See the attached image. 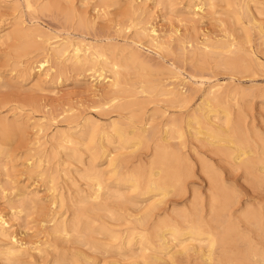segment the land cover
Here are the masks:
<instances>
[{
    "label": "rangeland",
    "instance_id": "374dc122",
    "mask_svg": "<svg viewBox=\"0 0 264 264\" xmlns=\"http://www.w3.org/2000/svg\"><path fill=\"white\" fill-rule=\"evenodd\" d=\"M218 1L219 0H216L217 5L214 6L215 8L211 7L208 8V10L206 9V12L204 13V17H203L204 19L196 18V17L194 19L193 15L191 14H193L194 10H196L195 5H197L198 2L197 0L196 2L195 0H167V1L166 0H0V37H3L0 40V121H1L0 122V162H1L0 219L2 217L5 221L7 220L6 222L9 225L6 224L5 226L7 227L6 231L7 233L11 232L10 234L12 235L14 234L17 240L29 243L30 246L32 245V242H34L33 245L35 246L37 245L40 247L42 245L40 247L42 249L41 253L36 250L28 251L27 258L26 256L24 257V259L21 257L20 263H15V264H38V263L63 264V262L65 264L67 263L77 264L76 262H79V264H84V263L86 264L84 257H82L81 255L85 257L87 255L90 257L92 256L91 257L92 259L95 258L93 261L94 264L95 262L96 264H107V263L128 264L129 261L130 263L141 262L142 256L141 259L138 258L136 260L134 256H130L131 259L129 260V256L127 254L129 252V254L131 255L133 251L139 250L136 244L137 242L136 239L140 240V237L137 236L143 234L145 238L154 239V237L151 238L149 235L151 233V236H154V234L152 235V231L155 232L154 227L157 224L156 222H158L159 218L161 217L167 220L170 218V220L177 221V219L179 218L178 216L176 218L178 211L184 212L186 210L185 213H188L189 211L192 212L193 210L192 213L189 212V214H193L197 212L195 210H199L200 213L202 210L203 219L205 221H209L211 216H209L208 214L209 212L207 211L209 210V206H210L208 204L211 203V197H212L211 195H213V193L216 192L215 190H217V188L223 191L224 190L222 188L223 186L225 187L224 194L229 195V200L234 195L235 196L238 195V200H239L238 203L237 198L236 200H234L235 196L231 198L230 200L231 204L229 208L230 209L229 214L231 216L229 217V219L233 220V218L236 219L239 216L238 218L240 219V225H241V222L244 220L242 216V212L244 210L242 211V209H245L250 204L253 208L259 207L260 210L261 211L263 210L262 212L264 213V186L262 187L261 185H256L254 182H252L253 181L252 178L250 177L247 178L243 169H241V171L237 170L236 165L233 164L234 158L230 159L231 157L230 155L233 154L229 155L228 153L229 148H231V145H233L229 143L230 142L232 143L231 139H233L235 136V132L233 131L235 129L234 126H236L237 123H239L240 125L241 132H243L242 137H246V135L249 136L250 134V136L252 135V137L250 136L246 137V140L250 141L251 139L250 142L258 147L264 145L263 142L264 141L263 33L259 30V27L257 26L258 23L254 24L253 22H248L249 20L243 14L244 13L243 9L245 8L243 4L244 1L232 0L231 4H227L221 0H220L221 2ZM236 1H238L239 3ZM218 4H221V6ZM253 5L254 4H252L254 11V9L256 8L255 5L254 6ZM71 8L75 10L72 12ZM254 13H256L259 19L262 18L263 20L264 15L260 16V11L255 10ZM71 15H73L74 17ZM234 15L236 17L238 16L241 17V19L244 21V24L239 25V23L237 22L234 23L235 22L233 18L235 17ZM221 20L223 22H221ZM140 21L143 22V24H139V23L137 24V22ZM230 22H232L231 23L232 25L230 24ZM131 23L132 25H130ZM134 23L135 25H133ZM136 24L138 27L145 24L151 29L153 28L157 29L156 32L158 35L162 37V40L166 41L167 43H170V45L172 46L170 48L171 50L170 49L160 50L150 45L149 42L147 43V40H145L144 38L134 37L135 31L140 28V27L139 28L136 27ZM131 26H133V28ZM233 26L234 29L237 30H234ZM241 26L243 27L240 28ZM121 28H127V29L122 30ZM18 32L19 33L28 32L29 35L32 33L34 35V33L37 32L36 35H34V37L33 36L31 38L29 37V45L31 44V46H28L27 47L28 49L25 47V45L23 46V44L20 43L19 41L20 34ZM52 35H58L60 36L59 37L60 39L71 37L72 39L79 40L80 38L82 39L84 38L85 40L87 39L86 40L87 42L110 41V43H112L111 46L114 45L116 46L117 44V46L120 47L119 49H123V47L124 48L126 47V51L124 52V54L128 53L129 49L131 50V48H128L130 47L128 45H131L135 48L137 47V49L140 52L139 53L140 58L141 59L144 58L145 60L144 59L143 60L146 62L145 64L149 67L148 70L145 69L142 71V70L132 69L134 71V72L131 71L132 73L130 72V70L128 72L126 70L127 73L125 71L122 72L123 73L125 72L124 80L127 81L131 79L135 83V87H141V85H144L145 83L143 84L142 81L140 82V80L142 79L146 80L147 78L148 82L147 84L144 85V87H148L147 88L148 91L143 94L144 96L142 94L140 96V97H146L148 99L147 101H149V103L145 104L146 105L144 106L145 109H143L145 111L146 119L148 118L150 113L152 114V111L155 109V107H160L168 111L167 114L163 116V118L160 115H157V117H155L156 119H154L153 124L156 125L158 123L167 121L166 117H168L169 114L172 113H174L173 116L176 119L177 118L180 119L181 116L179 115L181 112H183V118H184L183 126L186 134L185 139H187L185 143L186 142L187 143L185 145V149H183L184 152L182 156L183 158H181V160H179L178 163L176 162L173 164L175 165L174 167L179 170L178 172V170L176 171L175 169V171L178 172L177 174L182 172L180 174L181 178L179 177V175L178 178H180V181L181 179L183 181L182 182L180 181L178 182V180L174 181L176 183L173 182L172 185L178 184L175 185L174 188L171 184H169V186L170 185L172 186L169 187L170 189L168 188V191L170 190V192H168L166 189L168 186L166 185L167 187L165 188L164 185L163 186L164 189L162 188L163 192L160 189L156 191V193L150 194V196L149 195L143 196L140 194L143 192L142 190H144L145 188L144 186L141 187L142 185H140L139 188L141 189H138V187L136 188V186L134 185L135 184L134 182L132 183L128 182L126 184L122 181L123 176H125L123 174L125 170H128V172L130 170L129 172L130 174L133 173L138 174V172H140L139 176H141V174L142 176L143 174L144 176L145 175L148 176L151 172L157 171V169L153 168L152 166V164L155 162L152 161L153 159L152 146L155 145L154 141H157L159 139V136L157 134L158 136V137L156 136L158 138L157 140L155 138L151 140L149 144H147L149 141L148 142L146 140L144 141L146 142L145 144L147 145V148L142 147V146H146L144 142L140 144L141 146L140 145L135 146V143L138 142V140H132L134 143L131 142V145L130 144L128 145L129 148L125 153L128 154V156L130 154V157L127 156L128 169L126 168L125 170L120 169L122 170V173L120 170H118L119 178L116 175H114V173L112 172L113 167L110 166L109 163H107V161L105 160V157H103L100 154L98 150L99 148H96L98 154L97 158L98 157L100 158L95 159L94 162L96 163H94V165L95 168L96 167L99 169L101 168L100 171L103 169V174L105 173V176L103 175L104 178L103 180L104 181L106 180L105 185H103L104 187L106 186L104 189L108 190L109 189L108 187L110 186L111 189L114 190L115 192L119 191L122 194L125 193V196L127 198L124 195H122L123 197L117 196L116 198V195L111 193L113 195L111 196L109 193L107 194V192L105 194L106 190H103L104 195L102 196V201L100 199L94 200L92 198H90L91 199L90 200L88 199L89 197L87 198L88 200L86 202L80 201L82 199L81 197H84V195L85 196L91 195V193H93L92 191H90L92 190L91 187L93 188L95 187L92 182L82 177V176H86L85 175V173L87 172L85 170L86 166L89 168L87 162L88 160H86L88 159L87 158L88 155H86L87 152L86 153L83 152L85 155V156L83 155V157L84 159L86 158L85 160H83V163L78 162L77 164V162L76 161L73 162L72 159L71 161L73 163H71V161L69 162L70 159L68 158H67L68 161H66L67 159L64 153H60L57 149L56 151L52 150L55 147L54 143L59 140L58 138L61 137L62 133L74 135V133L79 130V127L77 126L79 124L83 125L85 123L84 121L88 119L91 120V122L89 123L92 124L93 122H96L108 126L109 124L112 123L113 120L124 124L125 121L127 122L129 121L128 113L130 111L128 113L122 112L121 114H119L116 111H113L109 114L101 111V104H103L105 100H103L104 98H100L99 96H97L98 95L97 88L103 89L104 86L102 87L101 85L97 84L96 82L97 80H95L94 77H91L92 74L91 72H85L86 74L85 73L80 74L78 73V71L72 70V66L68 67L67 69V66L70 65V62L69 64L68 62H66V64H68L66 65V67L62 66L66 70L61 67L65 72L63 73L62 77L59 78L58 73L60 72V70L58 71V69H61L59 67L61 66V63L58 62L56 56L52 54L54 52L50 50L51 45L49 44L50 41H53V40H49ZM4 36H6V38ZM230 37H231V41L234 38H236L234 42H236V40L239 42L238 43L239 46L242 48L244 52H246L245 54L246 58L249 57L250 55L251 58L253 56L260 62L258 63L261 65L258 66V63L253 64L254 61H251L252 59L250 57L247 58V60L249 59L248 64L251 63L250 64L251 66L249 65V68L251 67V69L254 70L252 71L251 69H249L251 71V74L249 71H248L249 73L235 72V71L232 72L233 70L231 71V69L225 64H222L220 62H219L220 64H218V62L214 59V57H213L214 59L213 61L211 56L214 55H210V57L205 61V65H203L204 62L201 61L200 56L197 54L200 53L199 52L200 50L197 47L199 46L200 49L201 48L205 49L204 44L208 45L209 43V47L211 46L214 52L215 51L214 50L215 48H213L214 45H216L219 41H221V39L228 41ZM174 38L176 39V41L174 40ZM182 38L184 40L185 50L183 51L181 49V51H183L181 53L179 51L180 50L179 47L181 48L180 43ZM242 40L243 41L245 40L246 43L245 41L243 43ZM30 41L34 44H32ZM247 43H249V45ZM195 44L197 45V47ZM20 45L22 47H20ZM186 46L188 49H186ZM193 51L194 53H192ZM45 56H48L51 63L53 61L57 62V65L56 63H52L54 68H56V72L52 73V75L50 74L51 76L45 75V72L42 73V76L43 75L44 76L38 77L40 82H37L39 81L37 76L40 73L38 72L39 67L37 66L36 61L44 58ZM200 61L203 63H201ZM31 65L32 67L34 66L33 69H29V66ZM202 65L204 66V68ZM106 74H108V72ZM139 74L143 75L145 78H142L143 76H138ZM131 75L133 77H131ZM146 75H151V76L146 77ZM149 77L150 79L148 80ZM160 79L164 81L163 83H166L167 85L170 84L169 86L172 87L182 88L184 86L185 89L188 91L187 106H184V108L180 107L179 109V107L176 106L177 104L175 103L170 104L172 107L170 105H167L163 101V99H166V97L159 94L160 89L158 87L153 88L154 86L160 84L158 82ZM183 81H186L187 84L186 85L183 84L182 83ZM218 82L222 84L220 92L218 93H221L220 94L222 95L221 98L224 96L222 100L224 102L222 103V105H220V108L219 106H215L214 104H212L214 103L213 100L209 99L212 98L211 94H209L210 87L214 84H219ZM243 89H245L246 91ZM189 91L192 92L191 93L192 95L189 93ZM235 91H236V95H234ZM208 102H210L211 104ZM231 102L233 104H231ZM95 105H97V107ZM213 105L214 107H211ZM215 107L218 108L216 109ZM133 109H136V107ZM189 109L193 111V113L190 112ZM214 109L216 113L215 111H213ZM226 109L228 112L231 113L230 120L226 119L228 116L224 112ZM138 110L139 108L137 110H132L130 112V115H132L134 111H138ZM207 110H212L211 114L213 113L217 114L218 115L217 119L221 120V122L218 121L219 123L217 124L221 126L220 130L223 131H219V133L214 134L213 137H209L212 136L210 132L212 130L210 128H206V129L203 128L204 132L202 129L201 130L199 129L201 132L198 133L199 126L196 125L197 123L196 120L194 119L196 115L203 114L204 112H207ZM125 114H127V116ZM243 117H245L244 118L245 120H243ZM234 118H236V120H234ZM239 118H241L240 121L238 120ZM228 121L230 122L228 123ZM145 122L146 121H144V123ZM225 124L229 128L234 124L232 126L233 129L230 130L229 128L226 127ZM37 126L38 127L46 126V130H47L46 132L44 130L45 133L44 132L43 134L41 133L42 134L41 136L44 137V142H47L44 147L45 149L43 148L40 150L38 149L39 151L36 150L38 148L37 144H33L36 141V135L39 129ZM4 127L9 129V134L12 136L6 133V130L8 132V129L3 130L5 129ZM245 128L247 129V131ZM14 129L16 130L14 131ZM76 129L77 131H74ZM162 129L163 128H161V131ZM230 131H232L231 132L232 134L230 133ZM232 135L234 136L232 137ZM73 137H78V136H73ZM97 139H99L98 135L96 137V142ZM177 139L175 138V140L174 139L172 140L173 144L175 145L178 144L179 139L178 142ZM252 139L254 140L252 141ZM257 140L259 142H257ZM83 141L85 140H82V142ZM85 142L88 143L87 140ZM113 146L118 147V144L117 145L113 144ZM113 146L112 145L109 146L113 149L112 150L109 148L111 151H114V149L116 148V147L113 148ZM233 148L234 147L232 146L230 150H234ZM42 150L43 152L46 150L45 151L46 154L47 155L49 154L48 155L49 160L47 159V155L45 154L40 155ZM232 152L233 151H231L230 153ZM52 154H55L56 157L55 155L53 156ZM40 156H43V158L41 157L42 161H44L45 159L46 160L42 162L44 165L41 164V167H37L36 162L39 161ZM33 157L35 161L33 160ZM61 157H63V159H61ZM182 161H184V165ZM138 163L140 167L138 165H133ZM81 165H84L85 167ZM104 167H108V168H104ZM137 168H138V172H137ZM41 171L43 173H45L46 171L47 174L45 173L46 175L43 176L40 173ZM109 173L112 175H110ZM175 173L173 172V174ZM51 174L52 175L55 174V177L57 176L56 178L54 177L53 181L51 180ZM185 175H187V177ZM244 175L246 178L244 177ZM117 179L118 181H116ZM248 179H250L251 182ZM212 181H214L215 183ZM259 186H261L262 188ZM34 191H36V194L38 195H34L35 194ZM164 192L167 193L163 196ZM225 192H228V194H226ZM233 192L234 194H232ZM52 194L54 195L52 196ZM55 194L61 197L60 198L57 197L54 199V196L56 197ZM155 195H156L155 198L152 197ZM194 195L195 197L193 198ZM151 199L152 201L149 202V200ZM154 200L155 202H158L160 204L158 207L157 206L158 203H157L156 208L153 211V214L148 215L146 214V212H143L144 210L146 211L147 209L146 207L149 206L151 202H154ZM54 201H57L55 202L56 204L54 203ZM132 201L133 202L139 201V203L142 204V207L140 206L141 204L139 205L138 203H137L138 205L137 204L135 205V202L133 203L134 204L133 205ZM198 201L200 205L202 204L200 206L202 207L201 209L199 208ZM92 202L93 204H96L97 202L101 204L104 203L106 205L105 206L106 208L108 207V209L110 208L113 211L112 213L113 215L112 214L110 215L114 217L117 216V218L115 219L114 217L109 216V213L106 216V211L105 213L99 211L90 212L89 210L91 208ZM143 204L146 209L143 207ZM93 206L94 205H92V207ZM194 206H196V209ZM175 211L177 212L175 213ZM97 212H99V215ZM139 212L143 213L142 216H138V214L141 215V213ZM77 213L78 214L81 213L82 216H86L88 222H91V226H93L92 228L94 230L97 231L103 230L106 233H109V231L118 230L122 234L129 232L127 235L130 236L131 234L132 236L130 237H134L133 240L135 241V243L133 241L131 243V247H129L128 249H123L122 256H120L122 258H120L119 251L117 250H118V246L120 245V242H122L121 238H119L121 241L119 239H117L116 241H112V239H110L109 236L106 235L104 236V234L101 235L96 233H92L90 236H88L89 238L86 237L88 241H92L93 243L95 242L94 244H98L99 246L101 245V247L103 245H107L108 246L107 249L109 250V253L105 255L106 252H102V251L98 252L94 250L93 247H92L93 249H91V246L89 245L86 246L83 243L81 244L78 243L77 241L78 238L74 235L73 232H71V234L67 236L68 238H66L65 235H62V233H59L57 235H52L50 237L51 227L55 223V221L58 220L60 222L65 220L69 225L71 220L73 219L72 217ZM108 216L111 217L110 220ZM137 216L139 217V219ZM100 217L102 218L101 220ZM140 219L142 220V222ZM177 222H180V220L178 219ZM244 222L246 221L244 220L242 222L243 225H241V228L245 229V231L249 228V231H251L249 232L250 233L249 236L251 238L250 237L249 238L252 239L254 237L256 239H259L258 238L260 237L258 235L259 233L258 232L256 233V231L258 230L253 225H252L253 228L250 229L249 226L251 225L247 226V224L249 223L247 222L244 223ZM142 223L145 226H143ZM113 225L114 227H112ZM110 228L113 229L111 230ZM150 228L154 230L150 231L149 230ZM8 230L10 232H8ZM130 231H134V232L130 233ZM256 234L258 237L256 236ZM187 236L188 235H185L184 237L187 238ZM106 238H108L109 241ZM75 239L77 242L75 241ZM256 239L253 240L256 241ZM37 242L40 243V245ZM204 242L203 244L206 245L203 247V251L189 250L187 253L181 255L178 253L177 257L178 256L179 257L177 258L175 256L176 262L178 264H202V263L211 264V260H212L214 264H218V263L220 264V262L221 264H247V263L255 264V262L256 264H262L260 262L258 263L255 257H253L251 254L248 253L246 254L244 253V251L243 253H241L239 251L240 249L238 250L239 248L238 246H234L233 248H230V246H233V244L230 245L228 248V250L230 249L229 252H231L230 253L231 255L227 254L229 256H227L226 259H224L225 257H223L226 254H222V251L220 250L218 252L217 249L218 247L216 248L217 250L216 253L214 252V254L211 255L213 256V258L210 257L212 258L210 259L209 256H207L208 255L207 241L205 240ZM194 243L197 244L198 242L197 243L194 242ZM175 250L176 249H174L173 251ZM233 250H235L236 253H234ZM33 251L35 252L33 253ZM82 251L83 254L79 253ZM150 251L151 252L147 251L146 255H151L152 250ZM116 252L117 255H115ZM137 252H139V254ZM56 253L58 256L56 255ZM135 253H137L136 258L141 254H143L142 252H140V250L136 251ZM247 255L248 257L246 258ZM221 256L223 257L222 259ZM244 256L247 259V263L246 260L244 259ZM63 259L65 261H63ZM70 260L71 262H69ZM157 262H159V264L160 263L166 264L162 260L161 262L160 261ZM0 264H4V260L2 259V256H0Z\"/></svg>",
    "mask_w": 264,
    "mask_h": 264
},
{
    "label": "bare ground",
    "instance_id": "6f19581e",
    "mask_svg": "<svg viewBox=\"0 0 264 264\" xmlns=\"http://www.w3.org/2000/svg\"><path fill=\"white\" fill-rule=\"evenodd\" d=\"M167 1V0H166ZM197 5L196 6V10H194V13L191 14L193 15V18L195 19L196 18H203L204 17V13L206 12V9L208 10V8H213L214 6H216V0H197ZM227 4H231L232 3V0H221ZM220 0L218 2H221ZM244 1V6L245 8L243 9L244 11V15L246 16V18L249 20L248 22H253L254 24L258 23L257 26L259 27V30L263 33V45H264V18L262 20L258 18V16L256 15V13H254V11L258 10L260 11V16L264 15V0H242ZM68 2V1H67ZM196 2V0H195ZM194 2V4H195ZM238 2V1H236ZM122 3V2H121ZM239 3V2H238ZM241 3V2H240ZM252 4L255 5V8L254 11H253V7H252ZM221 6V4H218ZM223 5V4H222ZM225 5V4H224ZM253 5V6H254ZM48 6V5H47ZM174 6V5H173ZM243 6V7H244ZM70 7V6H69ZM168 7V6H167ZM189 7V6H188ZM223 7H226V6H223ZM84 8V7H83ZM104 8V7H103ZM107 8V7H106ZM215 8V7H214ZM231 8V7H230ZM72 9V8H71ZM70 9V10H71ZM122 9V8H121ZM75 10V9H74ZM73 9L71 10L72 12L74 11ZM102 10V9H101ZM168 10V9H167ZM193 10V8H192ZM143 11V9H142ZM98 12V11H97ZM99 13V12H98ZM138 13V12H137ZM173 13V12H172ZM217 13V12H215ZM74 14V13H73ZM106 14V13H105ZM208 14V13H207ZM219 14V13H218ZM92 15V14H91ZM107 15V14H106ZM206 15V14H205ZM214 15V13H213ZM216 15V14H215ZM240 15V14H239ZM259 15V14H258ZM68 16V15H67ZM66 16V17H67ZM73 16V15H71ZM79 16V15H78ZM82 16V15H81ZM190 16V15H189ZM235 16V15H234ZM259 16V17H260ZM74 17V16H73ZM72 17V18H73ZM127 17V16H126ZM133 17V15H132ZM191 17V16H190ZM71 18V17H70ZM139 18V17H138ZM206 18V17H205ZM232 18V17H231ZM234 18V23H239L240 24H244V21L241 19V17H233ZM91 19V18H90ZM143 19V17H142ZM191 19V18H190ZM204 19V18H203ZM75 20V19H74ZM82 20V19H81ZM85 20V19H83ZM93 20V19H92ZM140 20V19H139ZM147 20V19H146ZM198 20V19H197ZM200 20V19H199ZM217 20V19H216ZM130 21V20H129ZM142 21V20H141ZM137 22V24H143V22ZM145 21V20H144ZM220 21V20H219ZM132 22V21H131ZM221 22H223L221 20ZM227 22V21H226ZM72 23V22H71ZM128 23V22H127ZM145 23V22H144ZM232 22H230L231 24ZM233 23V24H234ZM97 24V23H96ZM136 24V27H138ZM18 25V24H16ZM72 25V24H71ZM118 25V24H116ZM122 25V23H121ZM124 25V24H123ZM132 25V23L130 24ZM129 25V26H130ZM135 25V23L133 24ZM232 25V24H231ZM235 25V24H234ZM90 27V26H89ZM118 27V26H117ZM126 27V26H125ZM133 28V26H131ZM135 27V28H136ZM140 27V28H139ZM136 31H135V36L134 37H138V38H144L145 40H147V43L149 42L150 45L160 49V50H163V49H170L172 46L170 45V43H167L166 41L162 40V37L160 35L157 34L156 30L157 29H151L149 28L147 25H141L139 26ZM243 26H241L240 28H242ZM75 28V26H74ZM120 28V27H119ZM118 28V29H119ZM128 28V26H127ZM127 28H121L122 30L123 29H127ZM233 29H234V26H233ZM26 30V29H25ZM116 30V29H115ZM234 30H237V29H234ZM17 31V30H16ZM33 31V30H32ZM31 31V32H32ZM37 31V30H36ZM103 31V30H102ZM34 32V31H33ZM116 32V31H115ZM8 33V32H7ZM19 33V32H18ZM30 33V32H29ZM37 33V32H36ZM36 33H34V35H36ZM129 33V32H127ZM125 33V34H127ZM19 37H20V43L23 44V46L25 45V47L27 48L28 46H31V44L29 45V37L31 38L32 36L34 37L33 33L32 34H28L27 33H19ZM101 34V33H100ZM134 34V33H133ZM181 34V33H180ZM232 34V33H231ZM230 34V35H231ZM244 34V33H243ZM39 35V33H38ZM37 35V36H38ZM45 35V34H44ZM116 35V34H115ZM123 35V34H122ZM182 35V34H181ZM222 35V34H221ZM229 35V34H228ZM2 36V35H1ZM43 36V35H41ZM126 36V35H125ZM223 36V35H222ZM225 36V35H224ZM232 36V35H231ZM238 36V35H237ZM6 38V36H4ZM10 37V36H9ZM18 37V38H19ZM36 37V36H35ZM60 36L58 35H52L51 38L49 40H53V41H50V50L53 51L56 58H57V61L61 63V66H59L60 68L63 66V67H66V65L69 64L70 62V65L67 66V69L68 67L72 66V70L74 71H78V73L80 74H84L85 72H91V77H94L95 80H97V84L101 85L103 87L102 88H97V96H99L100 98H104L103 100H105L103 102V104H101V111L103 112H106V113H111L113 111H116L118 112L119 114H121L122 112H125V113H128L129 111L131 112L132 110H137L139 108L138 111H134L132 115H130V112L128 113L129 114V121H125L124 124L122 123H119L118 121H115L113 120L111 124H109L108 126L107 125H102V124H99V123H96V122H93L92 123H89L91 122V120H85L84 124H79L77 127H79V130L77 131L74 130V131H77L74 133V135H71V134H65V133H62L61 137L58 138L59 140L57 142L54 143L55 145V149L53 148L52 150L56 151V149L60 152V153H64L66 155V159H70L69 162L71 161V159L74 161L78 162L79 163H83V160L84 157V153L87 152L86 155H88V166L89 168L86 166L85 170L88 172L85 173L86 176H82L84 177L86 180L90 181L93 183V185L95 186L94 188L91 187L93 193H91V195H84V197H81L82 199L80 200L81 202H86L88 199L92 198L94 200H98L100 199L102 201V196L104 195V191L103 190H106L104 189L105 187L103 185H105V181L103 180V175L105 176V173L103 174V169L100 171L99 168H95V165L94 162L95 159L97 158V151H96V148H99V152L100 154L105 157V160L107 161V163H109L110 166L113 167V173L114 175H116L118 178V170L122 169V170H125L128 169L127 168V165H128V160H127V156L128 154H125L126 151L128 150V145L130 144L131 145V142H133L132 140H138V142L135 143V146L136 145H140L142 144L145 140L148 142L147 144L150 143L151 140L155 139L156 140L158 139L157 137L159 136V139L157 141H154L155 142V145L152 146V156H153V159L152 161H155L154 163L156 164H152L153 168L157 169V171H154V172H151L148 176H139L140 172H138V168H137V172L138 174H130V170L128 172V170H125V172L123 173L125 176H123L122 178V181L124 183H128V182H134L136 188L138 187V189H141L139 188L140 185H142L141 187H145L144 190L140 191L142 192L140 195H143V196H147L152 193H156V191L160 190L163 192L162 188L164 189V185H165V188L167 189L168 191V188L172 185V183L176 180H178V182L180 181V174L182 172H180L179 174H177L179 172V170L177 168H175L173 165L174 163H178L179 160H181V158H183V149H185V141H187V139H185V129H184V126H183V122H184V118H183V112L180 113L179 118H175L173 115L174 113L172 114H169L167 118V121H164V122H161V123H158L157 125L156 124H153L154 122V119H156L155 117H157V115H160L162 118L163 116H165L167 114V110L166 109H163V108H160V107H155V109L152 111V114L150 113V115L148 116V118L146 119L145 117V111L143 109L144 106H146L145 104L149 103V101H147L148 99L146 97H140L141 94L143 95L144 93H146L148 91V87H144L145 84H147V78L146 80L142 79L140 80V82L142 81V83L144 85H141V87H135V83L129 79L127 81H125V72L127 70V72L130 70L133 71L134 69L136 70H145L147 69L148 70V66L145 64L146 62L140 58V55H139V50L137 49V47H133L131 45H128L130 47L128 48H131V50L129 49V52L124 54V52L126 51V47L123 49H119L120 47L114 45V46H111L112 43H110V41H106V42H103V41H95V42H87L84 38H80L79 40H75V39H72L71 37H66V38H62L60 39L59 38ZM124 37V36H123ZM217 37V36H216ZM228 37V36H227ZM236 37V36H235ZM239 37V36H238ZM3 37H0V40L2 39ZM17 38V39H18ZM42 38V37H41ZM58 38V39H57ZM130 38H133V37H130ZM234 38V37H233ZM237 38V37H236ZM234 38L232 41H231V37L230 39L227 41V40H222L219 41L216 45H214L213 48H215L214 52H213V49L211 48V46L209 47V43L208 45L204 44L205 45V49L203 48H199V46L196 47L200 50L199 52L200 53H197L200 58H201V61L204 62L203 65H205V61L210 57V55H214V56H211L212 59L214 57V59L218 62V64L222 63V64H225L226 66H228L232 72H247L251 74V71L249 69H251V67L249 68V65L251 63L248 64V60L247 58L250 57H247L245 56L246 52H244L242 50V48L239 46V42L236 40V42H234V40L236 39ZM248 38V37H247ZM55 39V41H54ZM11 40V39H10ZM174 40L176 41V39L174 38ZM172 40V41H174ZM178 40V39H177ZM183 40V38H182ZM181 40V48L179 47V51L182 53L184 50H185V44H184V40L182 42ZM213 40V39H212ZM218 40V39H217ZM18 41V42H19ZM188 41V40H187ZM245 41V40H244ZM244 41L242 40V42L244 43ZM31 42V41H30ZM114 42V41H113ZM189 42V41H188ZM198 42V41H197ZM213 42V41H212ZM211 42V44H212ZM32 43V42H31ZM178 43V42H177ZM246 43V41H245ZM250 43V42H249ZM249 43H247L249 45ZM34 44V43H32ZM114 44V43H113ZM173 44V43H172ZM260 44V43H259ZM149 45V46H150ZM176 45V44H175ZM179 45V44H178ZM187 45V44H186ZM244 45V44H243ZM180 46V45H179ZM194 46V44H193ZM262 46V45H261ZM20 47H22L20 45ZM178 47V46H177ZM211 48V49H209ZM261 48V47H260ZM28 49V48H27ZM174 49V48H173ZM181 49L183 51H181ZM186 49L187 46H186ZM256 49V48H255ZM171 50V49H170ZM190 50H193V49H190ZM212 52H211V51ZM263 50V49H262ZM110 51H113V52H110ZM189 51V50H187ZM195 51V50H194ZM194 51L192 53H194ZM198 51V50H197ZM209 51V52H208ZM17 52V51H16ZM174 52V51H173ZM191 53V54H192ZM252 53V51H251ZM176 54V53H175ZM190 54V53H189ZM188 54V55H189ZM250 54V53H248ZM255 54V53H254ZM142 55V54H141ZM178 55V54H177ZM193 55V54H192ZM187 56V55H186ZM248 56V55H247ZM192 57V56H190ZM179 58V57H178ZM187 58V57H186ZM251 58V57H250ZM172 59V58H171ZM213 59V61H214ZM252 59V60H251ZM250 60L251 61H254L253 64L255 63H258L259 61L254 58L252 56ZM176 61V60H175ZM187 61V60H186ZM190 61V60H189ZM196 61V60H195ZM200 61V62H201ZM66 62H68V64H66ZM199 62V61H198ZM201 62V63H203ZM220 62V63H219ZM37 63V66L39 67V70L38 72L40 73L38 77H41L42 76V73L45 72V75H52V73H55L56 72V68H54L53 64L52 63H56L57 65V62L53 61L51 63L50 59L48 58V56H45L44 58L42 59H39L36 61ZM178 63V61H177ZM260 63V62H259ZM258 63V66H260L261 64ZM263 63V62H262ZM34 64V63H33ZM64 64V65H62ZM198 64V63H197ZM200 64V63H199ZM29 65V64H28ZM175 65V63H174ZM202 65V66H203ZM257 65V64H256ZM255 65V66H256ZM201 66V65H200ZM224 66V65H223ZM251 66V65H250ZM253 66V65H252ZM62 67V68H63ZM34 66L32 67L29 66V69H33ZM58 69V71L60 70V72L58 73V77H62L63 73L65 71H63V69ZM167 68V67H166ZM204 68V66H203ZM220 68V67H219ZM133 69V70H132ZM157 69V67H156ZM55 70V71H54ZM66 70V69H65ZM71 70V71H72ZM146 70V71H147ZM252 70V69H251ZM25 71V70H24ZM33 71V70H32ZM30 71V72H32ZM122 71H125L124 73ZM249 71V72H248ZM254 71V70H252ZM108 72V74H106ZM126 72V73H127ZM134 72V71H133ZM29 73V72H28ZM132 73V72H131ZM166 73V72H165ZM170 73V72H169ZM86 74V73H85ZM137 74V73H136ZM25 75V74H24ZM50 75V76H51ZM44 76V75H43ZM42 76V77H43ZM45 76V77H47ZM49 76V77H50ZM57 76V75H56ZM85 76V75H84ZM130 76V74H129ZM138 76H143L141 74H139ZM148 76H151V75H146V77ZM177 76V74H176ZM76 77V76H75ZM131 77H133L131 75ZM142 78H145L144 76ZM154 78V77H153ZM159 78V77H158ZM240 78V77H239ZM150 79V77L148 78V80ZM157 79V78H156ZM162 79V78H161ZM159 80L158 82L160 84H158L157 86H154L153 88H159V94H161L162 96H165L166 99H163V101L167 104V105H170V104H177L176 106L179 107H182L184 108V106H187V103H188V94H187V90L185 89V87L183 86L182 88H177V87H172V86H169L167 85L166 83H163L164 81L163 80ZM39 80V78H38ZM42 80V79H41ZM37 82H40L37 81ZM150 82V81H149ZM93 83V82H92ZM140 83V84H142ZM152 83V82H151ZM183 84H187L186 81H183L182 82ZM219 83V82H218ZM221 83L219 84H214L210 87V90H209V94H211V97L212 98H209L210 100L212 99L215 106H219L220 108V105H222V103L224 101L223 100V97L221 98L222 95H220L221 93H218L220 92V89H221ZM237 87V86H236ZM152 88V89H153ZM102 89V90H101ZM224 89V88H223ZM193 90V89H192ZM242 90V89H240ZM245 90V89H243ZM222 91V90H221ZM237 91V89H236ZM236 91L234 92L236 95ZM246 91V90H245ZM249 91V89H248ZM247 91V92H248ZM158 92V91H157ZM223 92V91H222ZM242 92V91H241ZM189 93L191 94L192 92L189 91ZM158 94V93H157ZM240 94V93H239ZM245 94V92H244ZM247 94V93H246ZM252 94V93H251ZM160 95V96H161ZM192 95V94H191ZM243 95V94H242ZM144 96V95H143ZM158 96V95H157ZM159 96V98H160ZM235 97V96H234ZM99 98V99H100ZM194 99V98H193ZM245 99V98H244ZM102 100V99H101ZM209 100V101H210ZM242 100V99H241ZM248 100V99H247ZM160 101V99H159ZM202 102V101H201ZM200 102V103H201ZM210 103V102H208ZM235 103V102H234ZM238 103V102H237ZM240 103V102H239ZM211 104V103H210ZM231 104H233L231 102ZM189 105V104H188ZM200 105V104H199ZM211 106V107H214ZM249 105V104H247ZM97 107V105H95ZM171 106V105H170ZM224 106V105H223ZM136 109H133L135 108ZM138 107V108H137ZM172 107V106H171ZM170 107V108H171ZM177 107V108H178ZM205 107V106H204ZM238 107V106H236ZM249 107V106H248ZM216 109L218 107H215ZM231 108V107H230ZM229 108V109H230ZM208 109V108H207ZM213 109V108H212ZM222 109V108H221ZM224 109V108H223ZM228 109V110H229ZM233 109V108H232ZM239 109V108H237ZM262 109V108H261ZM197 110V109H196ZM264 110V109H263ZM190 112L193 113V111H191L189 109ZM215 111V109L213 110ZM221 111V110H220ZM232 111V110H231ZM212 110H207V112H204L203 114H198L194 117V119L196 120V125L199 126L198 128V133H200L201 129L203 130V128H210L212 131L211 132V135L212 136H209V137H213L214 134H218L219 131H223V130H220L221 126L217 123L221 122V120L217 119L218 115L217 114H211ZM228 116H227V120H230L231 117V113L227 111V109L224 111ZM191 113V114H192ZM197 113V112H196ZM216 113V111H215ZM221 113V112H220ZM224 113V114H225ZM237 114V113H236ZM242 114V113H241ZM127 116V114H125ZM178 116V117H179ZM243 116V115H242ZM93 117V116H92ZM91 117V118H92ZM90 118V119H91ZM245 117H243V120ZM248 118V117H247ZM36 120V118H35ZM70 120V119H69ZM72 120V118H71ZM70 120V121H71ZM188 120V118H187ZM234 120H236V118H234ZM239 121L241 120V118L238 119ZM41 121V120H40ZM144 121H146L144 123ZM219 121V122H218ZM1 122V121H0ZM39 122V121H38ZM124 122V121H123ZM230 121H228L229 123ZM234 122V121H233ZM242 122V121H241ZM251 122V121H250ZM4 123V121H3ZM244 123V121H243ZM242 123V125H243ZM40 124V123H38ZM192 124V122H191ZM227 124V123H226ZM225 124V125H226ZM234 125V124H233ZM232 125V126H233ZM236 125V124H235ZM35 126V125H34ZM91 126V127H89ZM186 126V125H185ZM232 126L229 128L230 130L233 129ZM245 126V125H244ZM16 127V126H15ZM38 127V126H37ZM76 127V128H77ZM187 127V126H186ZM196 127V126H195ZM194 127V128H195ZM235 129L233 132H235V136L232 135V137L234 136L233 139H231L232 143L230 142L229 144H233L231 145V148L232 146L234 147L233 149L234 150H230L231 148H229V155L230 154H233V155H230V159L234 158V161H233V164L236 165V168L237 170H240L243 169L245 175L247 178H252V182H254L256 185H261L262 187L264 186V145L261 146V147H258V146H255L253 143H251V139L250 141L246 140V137H249L248 135H246V137H242V133L241 132V128H240V125L239 123H237L236 126H234ZM246 127V126H245ZM5 129L3 130H6L8 128L4 127ZM38 133L36 135V141L33 143V144H37V149L35 147L36 150H40V149H45V145L47 142H44V137H42L41 135L43 134L44 130L45 132L47 131L46 130V126L45 127H38ZM45 128V129H44ZM161 128L162 131H161ZM226 128V129H227ZM197 129V128H196ZM195 129V130H196ZM200 129V130H199ZM209 129V130H210ZM244 129V128H243ZM246 129V128H245ZM11 130V129H10ZM16 129H14L15 131ZM208 130V131H209ZM253 130V128H252ZM112 131V133H111ZM247 131V129H246ZM5 132V131H4ZM44 132V133H45ZM204 132V130H203ZM232 131H230L231 133ZM251 132V131H250ZM6 133L9 134V129H8V132L6 130ZM42 133V134H41ZM55 133V132H54ZM71 133V132H70ZM190 133V132H189ZM56 134V133H55ZM158 134V136H157ZM203 134V133H202ZM209 134V133H208ZM232 134V133H231ZM5 135V134H4ZM10 135V134H9ZM8 135V136H9ZM99 137V139H97V142H96V137ZM190 135V134H189ZM210 135V134H209ZM223 135V134H222ZM221 135V136H222ZM244 135V134H243ZM6 136V135H5ZM12 136V135H10ZM9 136V137H10ZM14 136V135H13ZM54 136V135H52ZM73 136H78V137H73ZM157 136V137H156ZM197 136V135H196ZM208 136V135H207ZM219 136V135H218ZM254 136V135H253ZM220 137V136H219ZM231 137V136H230ZM252 137V135L250 136ZM7 138V137H6ZM5 138V139H6ZM11 138V137H10ZM51 138V136H50ZM79 138V139H77ZM175 138L179 139V142H178V139H177V142L178 144L175 145L173 144L172 140ZM259 138V137H258ZM35 139V138H34ZM53 139V138H52ZM206 139V138H205ZM209 139V138H208ZM82 140H87V142L83 141ZM254 139H252L253 141ZM260 140V139H259ZM5 141V140H4ZM10 141V139H9ZM226 141V140H225ZM256 141V140H255ZM261 141V140H260ZM96 142V143H95ZM153 142V141H152ZM257 142H259L257 140ZM264 142V141H263ZM31 143V142H30ZM134 143V142H133ZM146 142H144L145 144ZM214 143V142H213ZM90 144H93V145H90ZM113 144L117 145L118 144V147L117 146H113ZM8 145V143H7ZM113 146L114 151H111L110 149H112L111 147L109 146ZM146 145V144H145ZM208 145V144H207ZM93 146V147H91ZM141 146V145H140ZM260 146V144H259ZM31 147V146H30ZM50 147V146H49ZM142 147H145L147 148V145L146 146H142ZM110 148V149H109ZM137 148V147H136ZM140 148V147H139ZM224 148V147H223ZM10 149V148H9ZM142 149V148H141ZM227 149V148H226ZM3 150V149H2ZM31 150V149H30ZM29 150V151H30ZM38 150V151H39ZM50 150V149H49ZM51 150V151H52ZM110 150V151H109ZM113 150V149H112ZM135 150V149H134ZM138 150V149H137ZM225 150V149H224ZM4 151V150H3ZM46 151V150H45ZM44 151V152H45ZM50 151V152H51ZM119 151H122V152H119ZM231 151H233L232 153H230ZM43 150L41 152L40 155H47L46 152L44 153ZM58 152V153H59ZM84 152V153H83ZM116 152V153H115ZM192 152V151H191ZM190 152V153H191ZM226 152V151H225ZM48 153V152H47ZM57 153V152H56ZM51 154V153H50ZM33 155V154H31ZM49 155V154H48ZM47 155V159H48V156ZM53 156L55 154H52ZM64 155V156H65ZM30 156V155H29ZM28 156V157H29ZM38 156V155H37ZM85 156V155H84ZM132 156V155H131ZM141 156V155H140ZM226 156H227V153H226ZM233 156V157H232ZM31 157V156H30ZM35 157V155H34ZM34 157H33V160H34ZM43 156H40L39 158V161L36 162V165L37 167H41V164L44 165L42 162V158ZM46 157V156H45ZM56 157V155H55ZM130 157V154L129 156ZM10 158V157H9ZM37 158V157H36ZM100 158V157H98ZM97 158V159H98ZM102 158V157H101ZM228 158V157H227ZM31 159V158H30ZM61 159H63V157H61ZM68 159L66 161H68ZM103 159V158H102ZM131 159V158H130ZM155 159V160H154ZM11 160V159H10ZM49 160V159H48ZM65 160V159H64ZM134 160V159H133ZM148 160V159H147ZM31 161V160H30ZM35 161V160H34ZM63 161V160H62ZM151 161V160H150ZM149 161V162H150ZM47 162V161H46ZM64 162V161H63ZM71 161V163H73ZM183 162V165H184V161ZM49 163V162H48ZM181 163V162H180ZM190 163V162H189ZM1 164V162H0ZM85 164V163H84ZM87 164V163H86ZM55 165V164H54ZM133 165H138L139 166V163L138 164H133ZM156 165V166H155ZM181 165V164H180ZM1 166V165H0ZM4 166V165H3ZM33 166V165H32ZM77 166V165H76ZM83 167H85L84 165H81ZM109 166V167H110ZM189 166V165H188ZM44 167V166H43ZM42 167V168H43ZM140 167V166H139ZM144 167V165H143ZM157 167V168H156ZM177 167V166H176ZM3 168V167H2ZM6 168V167H5ZM104 168H108V167H104ZM179 168V167H178ZM183 168V167H182ZM190 168V167H189ZM233 168V167H232ZM44 169V168H43ZM99 169V170H98ZM149 169V168H148ZM178 170V172L175 171ZM203 169V168H202ZM49 170V169H48ZM53 170V168H52ZM57 170V169H56ZM122 170L121 173H122ZM135 170V169H134ZM154 170V169H153ZM213 170V169H212ZM50 171V170H49ZM181 171V170H180ZM242 171V173H243ZM44 172V170H43ZM42 171L40 172L43 176H45L47 173L45 171V173H43ZM130 174H128V173ZM145 172V171H144ZM173 172L175 174H173ZM186 172V171H185ZM234 172V171H233ZM49 173V172H48ZM56 173V172H54ZM127 173V175H126ZM142 173H143V170H142ZM203 173V172H202ZM210 173V172H209ZM53 174V173H52ZM51 174V180L53 181L54 180V177H55V174L52 175ZM110 174V173H109ZM108 174V175H109ZM148 174V173H147ZM204 174V173H203ZM217 174V173H216ZM84 175V174H83ZM106 175V176H108ZM112 175V174H110ZM178 175L180 178H178ZM184 175V174H183ZM244 175V177H245ZM187 177V175H185ZM214 176V175H213ZM57 177V176H56ZM55 177V178H56ZM114 177V176H112ZM216 177V176H215ZM245 177V178H246ZM183 178V177H182ZM58 179V178H57ZM220 179V178H219ZM240 179V178H239ZM250 181V179H248ZM50 181V180H49ZM51 181V182H52ZM118 181V179L116 180ZM183 180L181 179L180 182H182ZM248 181V182H249ZM88 182V183H90ZM214 182V181H212ZM251 182V181H250ZM249 182V183H250ZM49 183V182H48ZM118 183V182H117ZM120 183V182H119ZM176 183V182H174ZM215 183V182H214ZM169 184H171L169 186ZM181 184V183H180ZM179 184V185H180ZM55 185V184H54ZM88 185V184H87ZM167 185V186H166ZM175 185H178V184H173V188ZM212 185V184H211ZM249 185V184H248ZM255 185V186H256ZM50 186V185H49ZM92 186V185H90ZM171 186V187H172ZM259 186V187H261ZM51 187V186H50ZM217 187V186H216ZM252 187V186H251ZM261 187V188H262ZM48 188V187H47ZM90 188V187H89ZM109 189L105 191V194L107 192V194L109 193L111 196H113L112 194L116 195V198L117 196H122L124 195L125 196V193L122 194L120 193L119 191L115 192L114 190L111 189V187L109 186L108 187ZM135 188V189H136ZM224 190H225V187L223 186L222 187ZM50 189V188H49ZM80 189V188H79ZM170 189V188H169ZM176 189V188H175ZM180 189V188H179ZM251 189V188H250ZM259 189V188H258ZM174 190V189H173ZM218 190V191H217ZM217 190H215L216 192L213 193V195H211V203L208 204L210 205L209 206V210L207 212H209V216H211V218L209 219V221H205L203 219V216H202V210H201V213L199 210H195L197 211L196 213H193V214H189L188 213H185L182 212V211H175V213L177 212V215H176V218L177 216L179 217L178 219L180 220V222H177L175 220H170V218L167 220V219H164V218H159L158 222H156L157 224L155 225L154 229H155V232L152 231V235L154 234V236H151V233H150V237H154V239H150V238H145V236L142 234H140V236H137V237H140V240L139 239H136V244L138 246V249L140 250V252H142L143 254H141L140 256H138L136 258V254L135 253L136 251H139V250H136V251H133L132 254L130 255L129 252L127 253L128 256H129V260L131 259L130 256H134L135 257V260L140 258L141 259V256H142V259H141V262H133V263H129L130 264H159V262L157 261H160L161 260L163 262H165L166 264H178L175 260V256L177 257L178 253L181 255V254H184V253H187L189 250H197V251H203V247L206 245L203 244V242L206 240L207 241V247H208V255L209 258L213 256L214 252L216 253V248L218 249V252L219 250L222 251V254H226L224 255L223 257H225L224 259H226L227 254H230L231 252H229L228 248L230 245L233 244V246H230V248H233L234 246H238V250L243 253H248V254H251L253 257H255V259L257 260V262L259 263H262L264 264V220H263V217H264V213L260 210V208H256V207H252L251 204L248 205L245 209H242V216L244 218V220L249 223L247 224L248 225H251L249 226L250 229L253 228L252 225L258 230L256 231V233L258 232L259 236L261 237H258L257 234L256 236L260 239H256V238H252L250 239L251 237L249 236V228L245 231V229L241 228V225H243V221L241 222V225H240V219L236 218L233 220L229 219V217L231 216L229 214V208H230V200H229V195H225L224 194V190H220L219 188H217ZM227 190V189H226ZM262 190V189H261ZM33 191V190H32ZM81 191V190H80ZM213 191V190H212ZM35 194L34 195H38L36 194V191H34ZM79 192V190H78ZM89 192V191H88ZM170 192V190L168 191ZM23 193V192H22ZM112 193V194H111ZM127 193V192H126ZM167 192H164L163 193V196L166 194ZM226 194H228V192H225ZM258 193V192H257ZM86 194V193H85ZM193 194V193H192ZM234 194V192L232 193ZM54 194H52L53 196ZM56 195V194H55ZM199 195V194H198ZM26 196V195H25ZM37 197V196H36ZM60 198L61 196H57L56 197L54 196V199L55 198ZM80 197V196H79ZM89 197V198H88ZM105 197V196H104ZM108 197V196H107ZM123 197V196H122ZM126 197V196H125ZM152 197H156L155 196H152ZM195 197V195L193 196V198ZM74 198V197H73ZM88 198V199H87ZM112 198V197H111ZM127 198V197H126ZM238 200V195L235 196V199L234 200ZM57 200V199H56ZM62 200V199H61ZM91 200V199H90ZM122 200V199H121ZM126 200V199H125ZM157 200V199H156ZM161 200V199H160ZM159 200V201H160ZM128 201V200H127ZM146 201V200H145ZM152 201L149 200V202ZM162 201V200H161ZM259 201V200H258ZM261 201V200H260ZM21 202V201H20ZM19 202V203H20ZM57 202V201H54V203ZM100 202V201H98ZM96 203V204H93L92 202V205H94L92 207L91 205V208H90V212H95V211H99V212H104L106 211V216L107 214L109 213V216H111L110 214L113 213V211L108 207L106 208L105 204H101V203ZM131 202V201H130ZM129 202V203H130ZM135 202V205L138 203L139 205L141 203H139V201H134ZM132 201V204L134 203ZM155 202V200H154ZM151 202V204L149 206H147L146 208L144 207V204H143V207L146 209V211L142 210L143 212H146V214L148 215H151L153 214V211L155 210L156 208V205L158 202ZM195 202V201H193ZM255 202V201H254ZM253 202V203H254ZM128 203V202H127ZM233 203V202H232ZM236 203V201H235ZM238 203H239V200H238ZM56 204V203H55ZM54 204V205H55ZM90 204V203H89ZM125 204V203H124ZM137 204V205H138ZM159 204L158 203V207H159ZM198 204H199V201H198ZM255 204V203H254ZM72 205V204H71ZM81 205V204H80ZM88 205V204H86ZM131 205V204H130ZM134 205V204H133ZM202 205V204H201ZM199 204V208L201 209L202 207ZM235 205V204H234ZM243 205V204H242ZM22 206V205H20ZM142 207V204L140 205ZM161 206V205H160ZM166 206V205H165ZM197 206V205H196ZM196 206L195 209H196ZM72 207V206H71ZM79 207V206H78ZM77 207V208H78ZM136 207V206H135ZM138 207V206H137ZM193 207V208H194ZM198 207V206H197ZM204 208V207H203ZM15 209V208H14ZM176 209V208H175ZM198 209V208H197ZM22 210V209H21ZM57 210V209H56ZM102 210V211H100ZM138 210V209H137ZM173 210V209H172ZM80 211V210H78ZM140 211V210H139ZM57 212V211H56ZM99 212L98 215H99ZM193 212V210H192ZM190 212V213H192ZM237 212V211H236ZM234 212V213H236ZM20 213V212H19ZM22 213V212H21ZM54 213V212H53ZM141 213V215L138 214V216H142V212H139ZM174 213V212H173ZM66 214V213H65ZM81 213H77L75 214L70 222V224L68 225L67 221H55V223L52 225L51 227V235H57L59 233H62V235H65L66 238H68L67 236L71 234V232L74 233V235L78 238V243H83L84 245H89L91 246V249L94 248V250L98 251V252H106L105 255L107 253H109V250L107 249V245H103L101 247V245L99 246L98 244H94L92 241H88L86 239V237L90 236L92 233H96V234H104V236H109L110 239H112V241H116L117 239L121 238L122 239V242H120V245L118 246V250L119 251V257L122 256V251L123 249H128L129 247H131V243L134 241V237H130L132 236L130 234V236H128L127 234L129 232H126L125 234H122L121 232H119L118 230L117 231H109V233H106L104 232L103 230H94L91 226V222H88L87 220V217L86 216H82V214L80 215ZM102 214V213H101ZM145 214V215H146ZM97 215V216H98ZM113 215V214H112ZM103 216V215H102ZM108 216V217H109ZM137 216V217H138ZM160 216V215H159ZM86 217V218H84ZM111 217H114V216H111ZM111 217H109V220L111 219ZM122 217V216H121ZM144 217V216H143ZM142 217V218H143ZM235 217V216H234ZM54 218V217H53ZM115 219L117 218V216L114 217ZM119 218V217H118ZM141 218V217H140ZM146 218V216H145ZM144 218V219H145ZM157 218V217H156ZM155 218V219H156ZM207 218V217H206ZM205 218V219H206ZM242 218V219H243ZM52 219V218H51ZM55 219V218H54ZM102 218L100 217V220ZM108 219V218H107ZM139 219V217H138ZM173 219V218H172ZM0 256H2V259L4 260V264H15V263H20V259L21 257L24 259V257L26 256L27 258V252L28 251H32V250H36L38 252H42V249L39 247V246H35L33 245L34 242H32V245L30 246L29 243H26V242H23V241H19L16 239V237L14 236V234H10L11 232L8 230V232L10 233H7L6 231V224H8L2 217L0 219ZM60 220V219H59ZM95 220V219H93ZM108 220V222H109ZM118 220V219H117ZM116 220V221H117ZM126 220V219H125ZM141 220V219H140ZM211 220V221H210ZM51 221V220H50ZM104 221V220H103ZM115 221V223H116ZM147 221V220H146ZM140 222V221H138ZM142 222V220H141ZM244 222V223H246ZM111 223V221H110ZM143 224V223H142ZM9 225V224H8ZM110 225V224H109ZM147 225V224H146ZM246 225V224H245ZM143 226H145L143 224ZM10 227V226H8ZM114 227V225L112 226ZM121 227V226H120ZM111 230L113 228H110ZM154 229H149L150 231L151 230H154ZM129 230V229H128ZM125 232V231H124ZM123 232V233H124ZM133 233L134 231H130V233ZM13 233V232H12ZM72 233V234H73ZM136 235V234H135ZM139 235V234H137ZM185 235H188L187 238H185L184 236ZM253 235V234H252ZM74 236V237H75ZM94 236V234H93ZM98 237V236H97ZM108 237V238H109ZM147 237V236H146ZM250 237V238H249ZM53 238V237H52ZM84 238V240H83ZM89 238V237H88ZM100 238V237H99ZM104 238V237H103ZM108 238H106L108 240ZM102 239V238H101ZM253 239H256L253 240ZM82 240V241H81ZM120 240V239H119ZM139 240V241H138ZM259 240V241H257ZM74 241V240H73ZM76 241V239H75ZM76 241V242H77ZM109 241V240H108ZM111 241V242H112ZM121 241V240H120ZM194 242H198L197 244H195ZM38 243V242H37ZM135 243V241H134ZM202 243V244H201ZM205 243V242H204ZM40 245V243H38ZM42 244V243H41ZM46 244V243H45ZM82 244V245H83ZM29 245V246H27ZM80 245V246H82ZM83 245V246H84ZM59 246V245H58ZM88 246V248H89ZM136 246V245H135ZM93 247V248H92ZM44 248V247H43ZM206 248V247H205ZM242 248V250H241ZM59 249V248H58ZM79 249V248H78ZM81 249V248H80ZM137 249V248H136ZM174 249H176L175 251H173ZM60 250V249H59ZM134 250V249H133ZM150 250H152V254L151 255H146V252L149 251L151 252ZM205 250V249H204ZM236 250V249H235ZM234 251V253H236V251ZM79 251V250H78ZM81 251V250H80ZM84 251V250H83ZM83 251L82 252H79V253H82L83 254ZM131 251V250H130ZM35 251H33L34 253ZM205 252V251H204ZM238 252V253H240ZM54 253V252H53ZM193 253V252H192ZM204 253V254H206ZM86 254V253H85ZM89 254V253H88ZM115 254V253H114ZM126 254V256H127ZM194 254V253H193ZM220 254V253H219ZM245 254V255H246ZM57 255V253H56ZM60 255V254H59ZM64 255V253H63ZM81 255V254H80ZM87 255V254H86ZM117 255V252L116 254ZM125 255V254H123ZM189 255V254H188ZM203 255V254H202ZM221 255V254H220ZM231 255V254H230ZM236 255V254H235ZM29 256V255H28ZM43 256V255H42ZM49 256V255H48ZM58 256V255H57ZM82 257H84L85 259V262L86 264H94L93 261L95 258H91L90 256H83L81 255ZM193 256V255H192ZM179 257V256H178ZM177 257V258H178ZM182 257V256H181ZM218 257V256H217ZM221 256V259L223 258ZM248 257V255L246 256V258ZM60 258V257H59ZM62 258V256H61ZM64 258V257H63ZM122 258V257H120ZM207 258V257H206ZM210 258V259H212ZM232 258V257H231ZM230 258V259H231ZM241 258V257H240ZM245 258L244 256V259L246 260V263H247V259ZM252 258V257H251ZM250 258V259H251ZM29 259V257H28ZM56 259V258H55ZM71 259V258H70ZM97 259V258H96ZM239 259V258H237ZM242 259V258H241ZM240 259V261H241ZM36 260V258H35ZM116 260V259H115ZM198 260V259H197ZM205 260V259H204ZM209 260V259H208ZM219 260H220V257H219ZM55 261V260H54ZM63 261H65L63 259ZM68 261V260H67ZM223 261V260H222ZM229 261V260H228ZM254 261V260H253ZM71 262V260L69 261ZM73 262V261H72ZM121 262V261H120ZM123 262V261H122ZM182 262V261H181ZM208 262V261H207ZM219 262V261H218ZM24 263V262H23ZM67 263V262H66ZM77 264H79V262H76ZM118 263V262H117ZM124 263V262H123ZM128 263V264H129ZM212 260H211V264H212ZM223 263V262H222ZM253 263V262H252ZM39 264V263H38ZM63 264H65L63 262ZM68 264V263H67ZM85 264V263H84ZM96 264V262H95ZM109 264V263H107ZM161 264V263H160ZM203 264V263H202ZM214 264V263H213ZM219 264V263H218ZM221 264V262H220ZM248 264V263H247ZM251 264V263H250ZM254 264V263H253ZM256 264V262H255Z\"/></svg>",
    "mask_w": 264,
    "mask_h": 264
}]
</instances>
